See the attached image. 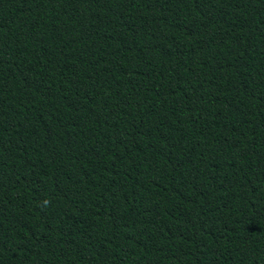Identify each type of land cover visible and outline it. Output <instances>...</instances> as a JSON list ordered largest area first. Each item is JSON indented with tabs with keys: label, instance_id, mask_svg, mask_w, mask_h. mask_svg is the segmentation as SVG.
Masks as SVG:
<instances>
[{
	"label": "trees",
	"instance_id": "1",
	"mask_svg": "<svg viewBox=\"0 0 264 264\" xmlns=\"http://www.w3.org/2000/svg\"><path fill=\"white\" fill-rule=\"evenodd\" d=\"M0 264H264V0H0Z\"/></svg>",
	"mask_w": 264,
	"mask_h": 264
}]
</instances>
